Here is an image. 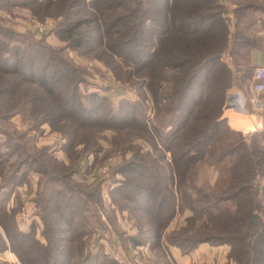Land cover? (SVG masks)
<instances>
[{
    "label": "trees",
    "instance_id": "16d2710c",
    "mask_svg": "<svg viewBox=\"0 0 264 264\" xmlns=\"http://www.w3.org/2000/svg\"><path fill=\"white\" fill-rule=\"evenodd\" d=\"M223 2L0 0L9 13L21 7L41 22L53 18V31L65 43L51 47L0 19V252L10 250L21 264H114L76 242L86 246L98 228H106L100 185H68L81 161L101 151L105 128H112V140L123 149V162L112 169L123 176L112 200L133 214L137 233L128 241L134 248L147 245L163 260L155 264H172L171 246L188 254L202 244H228L235 264H264V132L253 144L233 143L234 132L221 118L232 79L224 61L231 36ZM239 11L237 5L235 16ZM69 48L104 63L116 89L141 90L139 100L123 101L116 110L104 106L106 95L82 94L86 72L64 57ZM144 105L153 112L151 120ZM19 114L35 129L48 124L59 131L66 139L61 148L78 161L67 167L47 146L33 152L17 143L23 136L16 137L10 120ZM139 138L149 141L158 161L134 144ZM219 141L223 147L215 149ZM224 160H230L226 186L196 183L201 164ZM31 172L44 176L36 203L44 242L36 224L29 232L11 224L15 210L4 206L10 190ZM56 181L59 186L46 190ZM185 211L191 213L186 224L167 231ZM164 213L159 226L155 218Z\"/></svg>",
    "mask_w": 264,
    "mask_h": 264
},
{
    "label": "rangeland",
    "instance_id": "374dc122",
    "mask_svg": "<svg viewBox=\"0 0 264 264\" xmlns=\"http://www.w3.org/2000/svg\"><path fill=\"white\" fill-rule=\"evenodd\" d=\"M232 1H236L237 3ZM224 3L228 5V13L225 16L231 36L229 52L225 53L224 61L232 71V79L221 118L227 121V127L234 132L231 136V142L239 143L241 139H246L248 144H253L256 137H259V134L264 132V111L258 112V110L254 109L253 104H251L255 96L252 87L253 74L255 72L252 70V66L256 67L255 53L264 50V0H227ZM237 5L240 11L235 16ZM12 10L9 13L8 10L0 8V19L4 18L2 19V23L5 26L12 28L18 33L30 34L38 40L44 38L45 42L51 47L60 48L65 46V43L61 42L53 31L56 26V21L53 18H48L45 22H41L29 9L18 7ZM64 55L71 63L84 69L86 72L84 75L81 74L86 81L79 86L82 94L99 93L106 95L108 96L109 103L105 102L104 106H110L116 110L121 108L120 106L123 101L134 103L139 100L142 93L141 90L130 89L125 86H123V90L116 89V85L112 82L113 75L101 61L89 58L88 55L85 57L80 56L77 51L70 48L66 50ZM238 93L241 96V100H238L239 106L235 108L228 106L227 99L229 95L233 94L232 97L234 98V95L236 96ZM257 98L264 104V97L259 96ZM143 107L145 116L151 120L153 118L152 110L148 105H144ZM25 119L26 115L24 117L23 114H19L10 120L11 125L15 127L16 137L20 134L25 137L16 139L17 143H25L27 148L32 147L33 152L47 146L50 148V152H53H51L52 156L67 167H71L75 161H78L76 159L73 162L61 148L66 143V139L62 137L59 131L52 129L48 124H42L35 129ZM7 124L10 123L7 122ZM5 127L11 128L9 125ZM10 130L13 132L12 128ZM114 134L115 132L112 128H105L102 132L103 137L99 140L102 146L101 151L97 155L91 153L86 159H83L80 163L81 168L73 174V180H68V185L71 186L73 183L86 184L88 188H97V185H100V191H102L103 208L101 212L106 228H98L88 239L89 243L86 246H83L79 241L76 242L83 248L84 252L102 253L104 256L111 258L114 264H155L159 261L162 262L163 260L158 257V254L147 245H141L139 248L133 247L132 243L128 241V237L137 233L134 220H132L133 214L128 210L120 211L113 204L111 190L119 186L116 182L118 179H123L122 175H116L115 177L112 172L113 168L123 162V149L112 140ZM134 144L138 146L140 144L141 152L148 151L158 161L159 156L149 141L139 138L135 139ZM222 147L223 142L219 141L215 149H222ZM132 154V151H129L124 155L129 157ZM16 159H18V155L12 157V160ZM229 162L230 160H224L222 163L207 161L206 165L201 164L196 183L199 186H204L205 180H207L215 189L223 188V186L228 184L226 177L228 173L225 171V168ZM58 172L60 173L61 171ZM57 175L60 176L59 174ZM28 176L27 182L10 190V195L4 206L12 214L15 210L13 216L14 222L10 219L11 224L16 223L21 230H27L26 232H29L32 225L36 224L37 238L44 242L41 236L43 226L38 216L39 210H37L36 204L39 192L43 189L42 180L44 176L41 172H31ZM50 186L55 188L59 186V183L58 181L56 183H48L46 190H50ZM165 215L166 213L162 214V216H156L155 222L159 226L163 224ZM189 215H191L189 211L179 213L171 222L167 231H173L185 225V218ZM175 247L171 246V248ZM228 247L230 249L229 245ZM194 250L196 248L192 252ZM192 252L182 255H190ZM169 256H171L172 264H177L176 259L171 255L170 251ZM200 256L202 260L203 258L205 259V256ZM227 257L228 259L224 262L212 260L209 264H230V262L235 264L229 258V255ZM200 258L197 263L192 264H208V262L200 261Z\"/></svg>",
    "mask_w": 264,
    "mask_h": 264
},
{
    "label": "crops",
    "instance_id": "0c3cea01",
    "mask_svg": "<svg viewBox=\"0 0 264 264\" xmlns=\"http://www.w3.org/2000/svg\"><path fill=\"white\" fill-rule=\"evenodd\" d=\"M255 64L264 65V50L261 52L255 53ZM236 98V97H235ZM264 182V181H263ZM27 231V230H25ZM228 245H210V244H203L200 245L196 250H194L190 255H182L181 251L175 247H170L171 255L176 259L177 264H192L197 263L199 261L200 255L205 256L203 260L200 258L202 262H208V264L213 260H220L226 261L228 259ZM0 264H21L19 260H17L16 256L10 251L0 252ZM233 264V262H230Z\"/></svg>",
    "mask_w": 264,
    "mask_h": 264
},
{
    "label": "built area",
    "instance_id": "2783aa9c",
    "mask_svg": "<svg viewBox=\"0 0 264 264\" xmlns=\"http://www.w3.org/2000/svg\"><path fill=\"white\" fill-rule=\"evenodd\" d=\"M255 72L253 76V92L255 96L253 97L251 104H253L254 109L258 110V112L264 111V104L260 101L257 97L262 96L264 97V65H258L255 67ZM233 94H230L227 99V105L235 108L239 106L238 100H241V96L239 93L234 98L232 97ZM236 97V98H235ZM243 100V99H242ZM242 102V101H241ZM116 259V258H114ZM117 260V259H116Z\"/></svg>",
    "mask_w": 264,
    "mask_h": 264
},
{
    "label": "water",
    "instance_id": "95a60500",
    "mask_svg": "<svg viewBox=\"0 0 264 264\" xmlns=\"http://www.w3.org/2000/svg\"><path fill=\"white\" fill-rule=\"evenodd\" d=\"M253 220H254V221L256 220V216L253 218Z\"/></svg>",
    "mask_w": 264,
    "mask_h": 264
}]
</instances>
